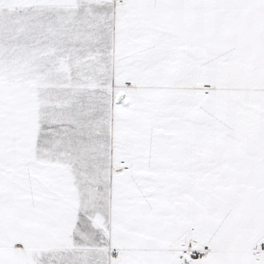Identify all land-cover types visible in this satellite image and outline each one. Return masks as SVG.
Instances as JSON below:
<instances>
[{"label":"snow or ice","instance_id":"snow-or-ice-1","mask_svg":"<svg viewBox=\"0 0 264 264\" xmlns=\"http://www.w3.org/2000/svg\"><path fill=\"white\" fill-rule=\"evenodd\" d=\"M0 264H264V0H0Z\"/></svg>","mask_w":264,"mask_h":264}]
</instances>
